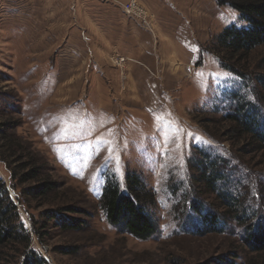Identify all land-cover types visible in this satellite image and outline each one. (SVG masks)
<instances>
[{
  "label": "rangeland",
  "instance_id": "rangeland-1",
  "mask_svg": "<svg viewBox=\"0 0 264 264\" xmlns=\"http://www.w3.org/2000/svg\"><path fill=\"white\" fill-rule=\"evenodd\" d=\"M5 1L11 4L3 8ZM117 1L0 0V121L14 125L11 131L55 182V201L63 197L81 211L72 216L85 220L79 231L49 227L43 243L34 239L33 247L49 264H228L232 246L241 250L234 261L244 264L255 256L241 243L239 228L233 234L201 232L187 199L193 191L190 163L201 151L223 156L235 166L233 180H246L247 170L213 123L222 126L219 119L234 95L255 100L263 47L247 58L248 74L236 76L216 58L215 36L246 22L217 0L218 10L208 15L195 0H185L198 7L197 13L189 10L199 43L192 67L175 66L152 46L157 37L150 35L143 53L150 62L133 61L122 42L126 31ZM105 12L115 16L103 19ZM116 57H124V67L115 64ZM244 159L255 168L264 165L260 151ZM127 172L153 195L148 209L159 228L147 240L112 228L94 203L108 182L124 189ZM0 179L30 227V219L50 205L36 208L23 198L21 187L37 181L13 188L1 162ZM65 247L77 251L64 254Z\"/></svg>",
  "mask_w": 264,
  "mask_h": 264
},
{
  "label": "trees",
  "instance_id": "trees-1",
  "mask_svg": "<svg viewBox=\"0 0 264 264\" xmlns=\"http://www.w3.org/2000/svg\"><path fill=\"white\" fill-rule=\"evenodd\" d=\"M217 1L236 10L247 24L246 27L230 25L221 30L215 36L217 53L214 52L222 67L244 78L248 74L243 71L248 67L247 58L260 47L263 53L259 64L264 67V0ZM254 79L255 100L234 95L231 107L219 119L222 126L213 123L214 131L230 143L235 162L247 170L246 180L243 182L244 177L233 180L235 166L226 157L201 151L190 163L193 191L187 198L191 213L201 223V232L233 234L239 228L241 243L255 256L246 257L244 264H264V165L258 163L255 168L244 159L259 151L264 153V72L256 74ZM13 128L8 121H0V162L9 173L11 186L37 181L21 187L23 198L34 202L36 208L50 205L39 213L37 220L30 219V227L27 226L0 179V264H49L33 247V240L42 244L49 227L79 231L85 226V220L72 216L81 211L64 202L63 197L55 201V182L43 175L22 139L11 131ZM152 200V193L145 189L138 175L127 172L124 189L113 181L108 182L94 203L112 228L132 238L147 240L159 228L148 209ZM239 249L231 246L228 264H237L234 260L241 252ZM76 251V247H65L62 252L74 254Z\"/></svg>",
  "mask_w": 264,
  "mask_h": 264
},
{
  "label": "crops",
  "instance_id": "crops-1",
  "mask_svg": "<svg viewBox=\"0 0 264 264\" xmlns=\"http://www.w3.org/2000/svg\"><path fill=\"white\" fill-rule=\"evenodd\" d=\"M119 1L125 2L127 0ZM195 1L198 6H204V8H200L202 14L208 15L211 9V11L215 10V13L218 10L215 6L216 0ZM139 2L148 7L149 11L154 15V18L151 20L153 31H148L143 27L138 18L121 12V17L119 19L122 20V26L126 31L122 42L127 43L128 51L126 54L131 58L130 60L135 61L139 59V57H142L145 61L148 60V62H150V57L147 54L143 55L145 52L144 50L150 46L147 40L148 35H150L152 38H155V36L157 37V41L154 39L152 40V46H157V51L165 53L174 63L175 61L179 63L175 64V66H181V68L185 66L190 69L196 59L197 51L199 50V43L194 37L195 35L190 18L193 17L191 12L197 13L198 7L193 5V3L191 4V2H185V0H139ZM2 4H5L3 6L4 8L8 7V4L11 3L5 1ZM4 13L8 12L4 11ZM110 14L109 12H105L103 14L104 16L102 14L101 16L103 19L105 17V19L109 20V17L112 15ZM112 16H115V14ZM143 29L146 30L147 33L143 34ZM188 32L191 34L190 38H188ZM128 64L130 69V63ZM155 64L158 65V60H155Z\"/></svg>",
  "mask_w": 264,
  "mask_h": 264
},
{
  "label": "built area",
  "instance_id": "built-area-1",
  "mask_svg": "<svg viewBox=\"0 0 264 264\" xmlns=\"http://www.w3.org/2000/svg\"><path fill=\"white\" fill-rule=\"evenodd\" d=\"M122 11L130 16L136 17L139 19L141 24L149 31H152L151 20L154 18L152 13H148L137 0H127L126 2L117 1ZM124 57H116L115 64L118 67H124L125 65Z\"/></svg>",
  "mask_w": 264,
  "mask_h": 264
}]
</instances>
